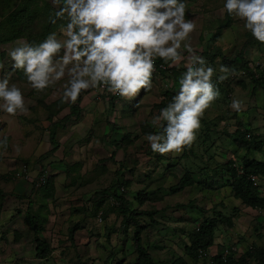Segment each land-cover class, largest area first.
<instances>
[{
	"label": "rangeland",
	"instance_id": "rangeland-1",
	"mask_svg": "<svg viewBox=\"0 0 264 264\" xmlns=\"http://www.w3.org/2000/svg\"><path fill=\"white\" fill-rule=\"evenodd\" d=\"M186 3L191 13L186 12V18L194 17L197 25L191 43L196 54L216 69L213 81L220 91L203 117L213 124L211 129L217 134L216 141L221 140L220 147L228 150L226 160L235 156L241 161L248 148L260 145L262 150L256 157L264 162V85L256 86L246 70L260 64L254 73L258 79L264 75V44L251 36L242 21L223 13V0ZM56 7L52 0H0V36L8 37L0 45L5 71L11 70L8 50L18 39L39 42L50 32L59 34L66 20L52 22ZM20 29L22 33H18ZM183 63L173 67L179 75L185 70ZM221 66L228 70L227 78L217 82L216 76L224 74ZM11 82L22 89L27 111L16 115L0 112V116L11 118L0 121V138L8 137L7 146L0 148V264H150L136 244L134 233L139 224L144 226L141 236L151 264H176L186 250L185 237L175 230L191 215L186 206L191 199L203 208L205 218H213L219 202L216 210L226 214L238 208L239 216L229 215L226 220L234 221L232 228L216 224V239L221 244L232 247L225 241L226 229H231L230 238L242 234V243H251L257 239L255 230L260 225L263 235L259 234L256 244L264 247V223L254 219L257 209L234 196L231 185L207 192L196 186L171 189L185 172L193 179L195 174L201 178V167L209 160L204 151L207 145L202 144V127L193 144L180 153L159 154L150 149L146 134L158 131L151 121L168 103L169 90H178L176 78L170 89L165 82L171 86L172 81L153 79L149 91L141 89L130 101L106 94L102 97V88L89 89L78 104V112H73V103H62L59 98L63 81L37 91L23 71L16 70ZM233 99L241 100L240 111L231 107ZM112 125L119 128L112 132ZM226 134H232L239 144L233 152L225 145L232 140ZM222 150L216 153L217 160H223ZM20 162L29 164L36 175L46 173L47 183H26L18 189L17 183L23 179L14 176L13 168ZM211 164L215 163L211 160ZM259 177L264 194V177ZM116 193L127 200L125 208L114 199ZM189 221L187 230L195 225L192 221L189 226ZM158 224L162 231H146V227L154 229ZM38 236L50 247L45 258L36 253ZM164 240L171 243L167 245ZM115 241H119L116 246ZM108 252L110 260L105 261L102 258ZM241 252L239 248L238 254Z\"/></svg>",
	"mask_w": 264,
	"mask_h": 264
},
{
	"label": "clouds",
	"instance_id": "clouds-1",
	"mask_svg": "<svg viewBox=\"0 0 264 264\" xmlns=\"http://www.w3.org/2000/svg\"><path fill=\"white\" fill-rule=\"evenodd\" d=\"M52 3L57 6L52 22L66 20L59 34L50 32L39 42L18 39L8 50L9 71L0 61V112L16 115L27 111L22 89L10 83L16 70H22L37 91L63 81L59 97L62 103H75L82 92L96 88H102V97L112 96L107 91L130 101L141 89L147 92L152 88L157 58L169 67H179L184 61L178 90L151 121L158 131L147 133L145 138L154 153H180L190 147L205 110L220 91L213 81L216 69L196 54L191 43L197 25L194 17L186 18V12L191 16L186 0ZM222 11L242 21L251 36L264 44V0H223ZM227 71L221 66L224 74L217 75L216 81L225 80ZM164 81H172L174 86L173 78ZM231 107L240 111L241 100L233 99ZM7 144V136L0 138V148ZM256 176V186L260 187V177Z\"/></svg>",
	"mask_w": 264,
	"mask_h": 264
},
{
	"label": "trees",
	"instance_id": "trees-1",
	"mask_svg": "<svg viewBox=\"0 0 264 264\" xmlns=\"http://www.w3.org/2000/svg\"><path fill=\"white\" fill-rule=\"evenodd\" d=\"M22 29L18 31V33H22ZM8 39L6 36H0V45L5 42ZM239 60H242V57L238 58ZM260 69V64L255 65L253 69H247L249 70L248 73L252 76L253 80L257 85L262 86L264 85V75L260 77V79L257 78L255 75V71ZM163 75H166V78H173L179 81L180 76L178 73L175 72L173 67H170L167 71H163ZM173 86L168 87V89L172 88ZM87 91V90H86ZM82 92L80 96L78 97L77 101L72 104L73 112H78L80 110L79 103L82 100L83 94L86 92ZM171 92L170 95H168V101L169 102L173 95L175 94L174 90H169ZM170 97V99H169ZM111 98H117L116 96H111ZM110 105H112V100ZM167 104H165L166 106ZM112 132H114L115 129H118V126L112 125ZM53 133L55 132V128ZM52 133V139L54 134ZM111 141V139L109 140ZM258 150L261 151L262 148L259 146H254L252 148L247 149V153H253L252 151ZM246 155L248 156V154ZM245 156L241 161L237 162V164L242 166V170L244 171L242 174H239V168L241 166L236 165L234 160H229L225 163L220 164L218 167L222 170H225V172L229 175L230 179H228L229 185H231L234 189V194L236 197H239L242 199V202L248 206L262 209L264 208V196H262L260 187L254 185L253 181L251 180L250 176L253 174H256L258 176L264 177V162H260L256 159H252ZM218 172V171H217ZM15 176V175H14ZM194 183L193 178L191 177V174L189 172H185V174L182 176L181 181L177 184V186H173L171 189L173 191H177L180 189H183L185 186H190ZM226 185V184H223ZM222 186V185H221ZM221 186H217V189ZM118 193H116V196L114 199L120 202L121 207L125 208V206L128 204L127 200L122 198V196H117ZM127 208V207H126ZM219 218H204L202 221V224L199 225V230H196L192 233V241L191 245H188L186 247V251L189 255L192 256V258L195 259H204L203 264H247L248 259L255 253L254 251H260L262 261H264V248H258L256 250L250 249L247 252H245L240 259L237 261L234 259V251H231L227 255H224V250L221 252H218L217 254L209 256L210 259L205 260L207 257H204L201 254L202 251H207L213 244L214 236H215V230H216V224L218 222ZM227 218H224V221H226ZM143 225L139 224V226L135 229V240L137 247L139 249V253L141 255H145L147 257V261L151 264V259L149 257V254L145 250V246L143 245V240L141 236V231L143 229ZM72 234V233H71ZM37 248L36 252L41 258H45L48 255L49 252V244L46 239L42 238V236L37 237ZM208 252V251H207ZM260 257V258H261ZM264 263V262H263ZM176 264H185L181 260H176Z\"/></svg>",
	"mask_w": 264,
	"mask_h": 264
},
{
	"label": "crops",
	"instance_id": "crops-1",
	"mask_svg": "<svg viewBox=\"0 0 264 264\" xmlns=\"http://www.w3.org/2000/svg\"><path fill=\"white\" fill-rule=\"evenodd\" d=\"M179 81L177 80V84H176V86L179 84L178 83ZM175 92V91H174ZM3 114H5L4 112H2V115ZM2 115L0 116V121L1 122H3L4 123V121L6 120V119H11V118H9L7 115H4L3 117H4V120H3V117H2ZM7 120V121H8ZM209 123V124H208ZM211 125H212V127L214 128V126H213V124L211 123V121H209L208 119H204V117H202V119H201V127H202V144L203 145H207V146H204L205 148H204V151H205V153H206V155H208L209 154V157H208V161H205L206 163L201 167V170H200V172H202V175H201V178H197L196 177V174L194 175V179H193V181H194V183L192 184V185H190L189 186V188L190 187H194V186H196V187H198V189L200 190V191H206L207 192V190H212V191H214L215 189H217V186H221V187H225V186H228V187H230V185H229V182H228V179H230V177H229V175L225 172V170H221L218 166L220 165V164H222V163H225V162H227V161H229V160H231V158H228L227 160L225 159V157H224V154L225 153H227L228 152V150L226 149V148H221L220 147V141L221 140H218V141H216V138H217V134H215L213 131H212V129H211ZM215 126H216V123H215ZM1 129V128H0ZM227 135V137L229 138V136L231 137L232 136V140L230 139V141L229 142H227V144H225V145H227V147H229V150H232L235 146L237 147V146H239V144L237 143V142H235L234 141V139H233V135L232 134H226ZM211 137H215V139H212ZM210 140H213V142H214V144L212 145V143L210 142ZM233 142V144L232 143H230V142ZM209 143H211V144H209ZM208 147V148H207ZM223 149L222 151H221V156L223 157L222 159L223 160H217V158H218V154L216 155V153L217 152H219L221 149ZM214 149V152L212 153V154H210V152H211V150H213ZM193 152V151H192ZM232 152H233V150H232ZM234 152L236 153V152H238L237 150H234ZM253 153H249L248 154V157L249 156H252L254 159H256V160H260L259 158H257L256 156H257V154H260L261 152L260 151H258V150H254V151H252ZM246 153H244V155H245ZM251 158V157H250ZM225 159V160H224ZM234 159H236L235 158V156H234ZM211 160L215 163L214 164V166H212V164H211ZM239 162V161H238ZM21 163L22 164H24L25 162H20V163H18L13 169H14V171L16 172L20 167H21ZM28 165V168H29V172L32 174V175H36V174H34V172L32 171V168L29 166V164H27ZM6 166V165H5ZM7 167V166H6ZM218 171V172H217ZM199 172V173H200ZM187 173V172H186ZM23 179V178H22ZM195 179H197V180H195ZM26 183H27V185H29V184H32L30 181H28V180H25V179H23V180H19L18 181V183H17V188L19 189V188H23V187H25L24 185H26ZM223 184H226V185H223ZM261 186H262V184H261ZM221 187H219L218 189H220ZM232 187V186H231ZM217 189V190H218ZM233 190V189H232ZM261 190V193H263V191H262V189H260ZM235 196V195H234ZM262 196H264V194H262ZM190 202H192L191 204H186V206H187V209L189 210V212L191 213V215L190 216H188L187 218H185L183 221H185L186 220V222H185V224H182V222L180 223V225H182L180 228H177V230H175V233H179V235H183L184 237H185V240H183V242H184V245H185V250H186V247L188 246V245H191V241H192V233L195 231V228H196V226L199 224V223H201V221H203L204 220V218H205V214H202V213H204V211H203V208L201 209V207L198 205V204H195V203H197V201L195 200V199H191L188 203H190ZM221 203L222 202H219L218 204H217V206L218 207H220V205H221ZM244 204V203H243ZM186 206H184V207H186ZM225 206V205H224ZM246 206H248V205H246ZM218 207H215L214 208V211H213V217H215V218H219L218 219V226H220V225H225L226 227H228V228H232V226H233V224H234V221L233 220H228V221H223V218H227L229 215L230 216H232L233 214H234V216L236 217V216H239V210H238V208L237 209H233L234 210V212H232V211H230V213H232V214H226V213H224V212H222V210H216ZM251 207V206H250ZM253 209H257V211H258V214H257V217H255L254 219L256 220V221H258L259 223H264V220H260L261 219V217H263L264 218V208H262V209H259V208H254V207H252ZM195 210V211H194ZM194 212H196V214H194ZM195 215V216H194ZM227 215V216H226ZM243 215V214H242ZM245 216V215H244ZM244 216H242V217H244ZM208 217V216H207ZM241 217V218H242ZM189 218V219H188ZM190 219H192V220H190ZM190 220V221H189ZM189 221V226H191L193 223H192V221L193 222H195V225H192V227H190V228H188V230H187V228H185V226L187 227V222ZM158 226H159V224L158 225H156V227L154 228V229H152L150 226L147 228L146 227V231H152V232H154V233H157V232H159V231H162V230H159L158 229ZM257 228L258 229H256L255 230V233H257L256 234V236H257V239H258V236H260L259 234H261V235H263L262 234V232L260 231L261 230V227H260V225H257ZM165 229L166 230H168V227H165ZM230 230L231 229H226V231L224 232L225 233V238H226V243L227 242H229V243H231L232 244V246L235 248V250H234V259L235 260H239L240 259V257L245 253V252H247L248 250H250V249H253V250H256V249H258V248H264L263 246H261L260 244H256L257 243V239L255 240V239H253V240H251L252 242L251 243H245V244H243L242 243V240L244 239V237H243V235L241 234H238V235H236V238L235 237H231L230 238V234H229V232H230ZM217 231H218V227L216 228V230H215V236H214V240H213V244L211 245V247L209 248V249H207V251H208V253H212L211 255H214L213 253V251L215 250L216 251V254L218 253V252H221V251H223L225 248H226V244H221L219 241H217V239H219V238H217L216 239V237H217ZM254 231V230H253ZM164 232V231H163ZM221 237L223 238V234H221ZM261 237H263V236H261ZM260 237V238H261ZM259 238V239H260ZM165 242H167V245H169V243H171V242H169V240H164ZM231 241V242H230ZM144 242V241H143ZM119 244V241H115V243L113 244V245H118ZM145 243H143V245H144ZM218 244V245H217ZM248 244H251V246L249 245L248 246ZM165 245H166V243H165ZM35 248H37V244H36V247ZM239 248L240 249H242V254H238V250H239ZM167 249V248H166ZM165 249V250H166ZM255 253L248 259V263L247 264H264L263 263V261H262V257H261V252L260 251H254ZM37 253V252H36ZM181 257H182V259H180L181 261H183L185 264H192L191 263V260L194 262V264H199L200 263V258L197 260V259H195V258H192V256L191 255H189L188 253H187V251H186V255H183V254H181ZM187 257V258H186ZM261 257V258H260ZM189 258V259H188ZM102 259H104L105 261H109L110 260V256H109V252H108V254L106 255V256H104ZM207 259H210V258H207ZM206 259V260H207ZM203 260L204 259H202V264H203ZM251 260H253L252 262H251ZM254 260H259L260 262H254ZM173 261H171L170 263H172ZM174 263V262H173ZM172 263V264H173ZM159 264H162V263H160L159 262Z\"/></svg>",
	"mask_w": 264,
	"mask_h": 264
},
{
	"label": "built area",
	"instance_id": "built-area-1",
	"mask_svg": "<svg viewBox=\"0 0 264 264\" xmlns=\"http://www.w3.org/2000/svg\"><path fill=\"white\" fill-rule=\"evenodd\" d=\"M170 67L168 66L167 63L161 61L159 58H157V61H156V71L153 75V79H160L162 78L163 80L166 79L165 75H163V71H167ZM168 87H170V85L168 84V82H165ZM104 90V89H103ZM105 91H103V94H104ZM106 93L108 95H112V96H116L118 97L117 95H113L111 93H108L106 91ZM249 136V134H248ZM243 170L241 169L240 170V173H242ZM239 173V174H240ZM15 177H22L23 179L25 180H28L30 181L33 185H37V186H43L47 183V174L46 173H39L38 175H32L30 172H29V168H28V165L26 163L24 164H21V167L15 172ZM251 179L252 181L254 182L255 185L258 184V177L256 175H252L251 176ZM117 201V200H116ZM119 203V201H118ZM199 224L196 226V230H199ZM234 249V247H231V248H228L226 247L224 249V255H227L228 253H230L232 250ZM201 254L204 256V257H207L208 256V252L207 251H200ZM211 256V255H210Z\"/></svg>",
	"mask_w": 264,
	"mask_h": 264
}]
</instances>
